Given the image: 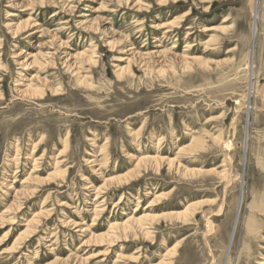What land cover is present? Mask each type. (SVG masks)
Instances as JSON below:
<instances>
[{
  "label": "rangeland",
  "instance_id": "obj_1",
  "mask_svg": "<svg viewBox=\"0 0 264 264\" xmlns=\"http://www.w3.org/2000/svg\"><path fill=\"white\" fill-rule=\"evenodd\" d=\"M263 263L264 0H0V264Z\"/></svg>",
  "mask_w": 264,
  "mask_h": 264
},
{
  "label": "bare ground",
  "instance_id": "obj_2",
  "mask_svg": "<svg viewBox=\"0 0 264 264\" xmlns=\"http://www.w3.org/2000/svg\"><path fill=\"white\" fill-rule=\"evenodd\" d=\"M253 3H254V1H253ZM253 5V4H252ZM254 7V6H253ZM257 10V9H256ZM255 11V10H254ZM256 14V13H255ZM255 18H256V21H257V19H258V17L257 16H255ZM177 20H179V19H177ZM176 21V20H175ZM175 21H173V22H175ZM171 23V22H170ZM256 23V22H255ZM208 29L207 28H205V29H203L202 31H207ZM254 32H255V29H254ZM254 32H253V34H254ZM253 49V48H252ZM251 59H250V62L253 60L252 59V56L250 57ZM253 69V68H252ZM123 70V69H122ZM252 71V70H251ZM25 95V94H24ZM154 161V163H156L158 160H153ZM156 161V162H155ZM160 162L162 161L163 162V160H159ZM143 162V161H142ZM141 163V162H140ZM149 163V162H148ZM147 163V164H148ZM168 164L170 165V164H172V162H168ZM157 166H158V164H157ZM171 166V165H170ZM160 172V171H159ZM118 179V178H117ZM120 180V179H119ZM243 191V190H242ZM242 196V195H241ZM241 199L242 198H240V200H239V208H241L240 206H241ZM202 204V203H201ZM200 205V202H196V203H190V204H188L186 207H185V210L182 212V213H180V214H178V216H180V215H183V218L185 219V221H186V219L187 218H189L191 215H189V210L191 209V208H195V207H197V206H199ZM221 205V204H220ZM238 208V209H239ZM137 211V210H136ZM135 212V211H134ZM192 213V212H191ZM238 214H239V210H238V213H237V216H236V219H235V222H234V227L232 228L233 230H232V233H231V240L233 239V236H234V233H235V229H236V225H237V218H238ZM151 217H153V216H151ZM155 217V216H154ZM170 217V216H169ZM142 218V217H141ZM141 218H136V219H134V218H129V220H127V222L126 223H122V224H120V225H118L117 226V228H116V230H118V232H120V233H122V234H127V233H130V232H132L133 231V228H131L130 227V225H132V224H136V223H140V221L143 219H141ZM194 218V217H193ZM166 219V218H165ZM114 224V223H113ZM116 226V225H115ZM114 226H112V228H113ZM112 232V231H111ZM253 232V231H252ZM25 234V233H24ZM115 234H117V233H115ZM121 238V237H120ZM96 240V239H95ZM97 240H99V241H103L104 242V240L105 241H107V242H110V244H111V242H113V240H111V237L110 238H105V236L104 237H100V238H97ZM120 241V240H119ZM231 246V245H230ZM228 254V253H227ZM264 264V263H263Z\"/></svg>",
  "mask_w": 264,
  "mask_h": 264
}]
</instances>
